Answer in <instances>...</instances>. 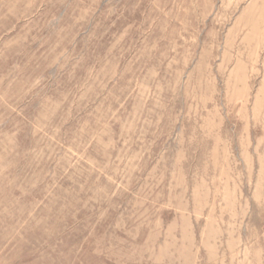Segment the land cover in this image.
Here are the masks:
<instances>
[{"label":"rangeland","instance_id":"1","mask_svg":"<svg viewBox=\"0 0 264 264\" xmlns=\"http://www.w3.org/2000/svg\"><path fill=\"white\" fill-rule=\"evenodd\" d=\"M0 264H264V0H0Z\"/></svg>","mask_w":264,"mask_h":264}]
</instances>
